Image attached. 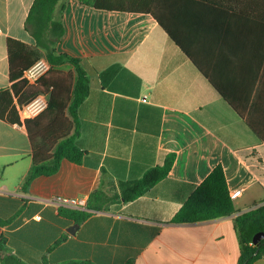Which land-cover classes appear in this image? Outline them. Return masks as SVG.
<instances>
[{
  "label": "crops",
  "instance_id": "0c3cea01",
  "mask_svg": "<svg viewBox=\"0 0 264 264\" xmlns=\"http://www.w3.org/2000/svg\"><path fill=\"white\" fill-rule=\"evenodd\" d=\"M33 2L0 0V91L11 87L7 40L35 46L26 30ZM62 5L56 52L79 59L90 80L78 114L77 144L86 156L81 164L64 160L56 174L24 188L33 165L27 130L0 119V236L7 242L0 264L6 257L22 264H239L235 220L264 205V0H169L165 21L191 58L151 15L78 0ZM171 154L168 177L148 193L82 223L61 212L75 209L48 203L56 196L88 202L98 188L113 193L119 181L141 178ZM218 165L230 194L242 190L236 213L172 223Z\"/></svg>",
  "mask_w": 264,
  "mask_h": 264
},
{
  "label": "trees",
  "instance_id": "16d2710c",
  "mask_svg": "<svg viewBox=\"0 0 264 264\" xmlns=\"http://www.w3.org/2000/svg\"><path fill=\"white\" fill-rule=\"evenodd\" d=\"M63 1L34 0L26 19V30L35 40V46H29L11 38L7 40L11 87L8 90L0 91V119L20 124V117L14 106V101L23 106L39 95H49L47 109L37 118L24 123L33 159L32 168L23 185L24 188L30 186L39 177L56 174L64 160L81 164L86 156V152L77 144L80 136L78 114L81 105L90 94V80L79 59L56 52V46L64 35ZM78 1L99 10L151 15L169 37L190 57L165 21L164 11L169 10L167 6L169 0ZM41 58H46L51 63L52 69L36 85H28L23 79V75ZM196 66L227 100V97L207 73L197 63ZM238 114L252 130L256 131L244 112H238ZM175 159L176 156L171 154L166 157L162 166L150 169L141 178L119 181L117 191L115 190L113 193L102 188L96 189L87 202L89 212L79 210H61V212L74 218L75 222L82 223L89 218L91 212L107 211L116 202H133L168 177ZM235 213L236 209L234 201L230 197L224 169L218 165L197 186L174 216L172 223H200L230 217ZM235 224L241 245L239 264H254L257 260L264 258V240L258 245L253 244L255 234L264 232V205L240 214L237 216ZM6 251V239L0 236V258L1 254ZM2 260L7 264H22L11 257Z\"/></svg>",
  "mask_w": 264,
  "mask_h": 264
},
{
  "label": "built area",
  "instance_id": "2783aa9c",
  "mask_svg": "<svg viewBox=\"0 0 264 264\" xmlns=\"http://www.w3.org/2000/svg\"><path fill=\"white\" fill-rule=\"evenodd\" d=\"M52 69L51 63L46 58H41L36 61L23 75V79L28 85H36L44 76H46ZM49 95H39L27 105H19L16 101L14 106L20 117V121L25 123L27 120L35 119L40 116L48 107ZM242 190H236L230 194L234 201L240 196ZM48 203L54 205L56 208H69L75 210H86L87 200L84 198H68L56 196L48 200ZM40 220V217H38Z\"/></svg>",
  "mask_w": 264,
  "mask_h": 264
},
{
  "label": "water",
  "instance_id": "95a60500",
  "mask_svg": "<svg viewBox=\"0 0 264 264\" xmlns=\"http://www.w3.org/2000/svg\"><path fill=\"white\" fill-rule=\"evenodd\" d=\"M262 240H264V232H258L253 238V244L258 245Z\"/></svg>",
  "mask_w": 264,
  "mask_h": 264
},
{
  "label": "rangeland",
  "instance_id": "374dc122",
  "mask_svg": "<svg viewBox=\"0 0 264 264\" xmlns=\"http://www.w3.org/2000/svg\"><path fill=\"white\" fill-rule=\"evenodd\" d=\"M255 207H257V206H253L252 208H249L248 211L251 210V209H254Z\"/></svg>",
  "mask_w": 264,
  "mask_h": 264
}]
</instances>
